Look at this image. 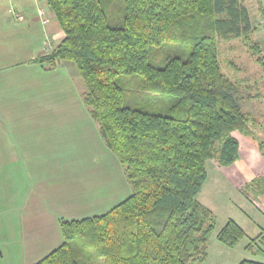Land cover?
I'll return each mask as SVG.
<instances>
[{
	"label": "trees",
	"instance_id": "16d2710c",
	"mask_svg": "<svg viewBox=\"0 0 264 264\" xmlns=\"http://www.w3.org/2000/svg\"><path fill=\"white\" fill-rule=\"evenodd\" d=\"M47 1L63 38L37 60L75 65L84 103L131 192L105 212L60 218L61 243L33 264H203L216 225L197 199L205 162L232 164L234 134H253V117L223 72L219 40L241 38L264 65L243 0ZM258 13L264 20V0ZM241 190L264 197V177ZM245 235L228 219L216 238L234 247ZM245 249L264 257V227Z\"/></svg>",
	"mask_w": 264,
	"mask_h": 264
},
{
	"label": "crops",
	"instance_id": "0c3cea01",
	"mask_svg": "<svg viewBox=\"0 0 264 264\" xmlns=\"http://www.w3.org/2000/svg\"><path fill=\"white\" fill-rule=\"evenodd\" d=\"M62 38L47 0H0V264L41 259L62 241L59 219L92 215L84 212L102 192L84 185L87 176L100 179L95 151L106 146L84 103L85 85L72 62L37 60ZM250 148V164L228 173L238 190L264 177V157ZM247 198L249 219L264 223V197ZM77 210L85 215L71 216Z\"/></svg>",
	"mask_w": 264,
	"mask_h": 264
},
{
	"label": "rangeland",
	"instance_id": "374dc122",
	"mask_svg": "<svg viewBox=\"0 0 264 264\" xmlns=\"http://www.w3.org/2000/svg\"><path fill=\"white\" fill-rule=\"evenodd\" d=\"M258 2L259 0H243L249 13L251 25L254 28L253 32L250 33V39L260 45L261 54L264 56V20L258 13ZM13 10L9 11L14 15ZM219 53L223 72L236 83V100L242 111L253 117V134L247 136L234 134L238 138L241 148H239L240 160L235 166L223 168V166L217 165L215 159H209L205 162L207 176L197 194V199L211 209L215 215L216 225L209 238L206 249L207 255L203 264H237L242 259L249 258L264 261L263 256L255 255L245 249L249 238L256 236L254 229L264 226V223L259 221L255 223L250 220L242 208V202L252 206L247 197L254 195L253 190L245 194V191L236 189L228 180L230 177L228 173H232L239 166H247L253 160L254 154L250 147H256L264 157V144L263 146L260 145L264 143V65L255 61L241 38L220 39ZM79 79L82 81L80 76ZM99 149L95 151V156L100 160V164H98L102 175L100 179L97 176L92 179L87 176L84 185L91 189L95 184V186L97 185L96 190L98 191L100 188L102 192L92 202L93 208L84 212H88V214L109 210L131 192L124 166L117 156L106 146ZM98 164L95 162L90 164V167L97 168ZM87 173L89 174L90 171L88 170ZM80 213L82 212L78 210L70 212L71 216ZM228 219H233L242 224L246 234L234 247L225 246L216 238L218 230Z\"/></svg>",
	"mask_w": 264,
	"mask_h": 264
},
{
	"label": "built area",
	"instance_id": "2783aa9c",
	"mask_svg": "<svg viewBox=\"0 0 264 264\" xmlns=\"http://www.w3.org/2000/svg\"><path fill=\"white\" fill-rule=\"evenodd\" d=\"M9 10H12V9H9ZM38 12H39V14L42 16V14H43V10L39 9ZM13 13H14V15H15L16 18H20V14L17 13V11H14V10H13ZM43 21H45V20H43ZM49 52H50V51H49ZM49 52H46V54L49 53Z\"/></svg>",
	"mask_w": 264,
	"mask_h": 264
}]
</instances>
